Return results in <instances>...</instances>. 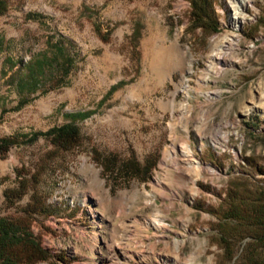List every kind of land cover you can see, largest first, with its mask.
<instances>
[{"label": "rangeland", "instance_id": "rangeland-1", "mask_svg": "<svg viewBox=\"0 0 264 264\" xmlns=\"http://www.w3.org/2000/svg\"><path fill=\"white\" fill-rule=\"evenodd\" d=\"M0 4V217L29 224L48 253L33 264H248L255 238L230 218L264 201V0L238 27L210 0L215 31L193 0ZM49 39L73 66L21 99L12 76ZM68 122L59 146L46 132ZM220 218L241 234L229 261Z\"/></svg>", "mask_w": 264, "mask_h": 264}, {"label": "trees", "instance_id": "trees-1", "mask_svg": "<svg viewBox=\"0 0 264 264\" xmlns=\"http://www.w3.org/2000/svg\"><path fill=\"white\" fill-rule=\"evenodd\" d=\"M210 0H193L194 8L192 15L196 26L215 31L217 26L212 16L209 6ZM206 4V6H205ZM1 5V4H0ZM1 12V10H0ZM32 15V14H31ZM46 49L38 52L26 62L21 63L12 81L21 99L27 98V93L36 91L42 84L45 85L47 71H58L66 75L74 63L73 56L69 53L66 44L62 40L49 39ZM4 43L0 38V51ZM23 71V72H22ZM114 89L112 87L109 92ZM93 111L66 112L65 115L72 119L88 117ZM51 134L55 144L59 146H70L78 138L77 125L73 122L65 123L61 126L52 127L46 132ZM9 142L7 139L0 140ZM264 173V170H260ZM244 211L246 217L250 218H230L238 220L245 225L244 229H249L250 234L255 238L253 242L246 245L248 264H264V201L245 202ZM236 214H234V217ZM229 218H220L218 232L221 245L225 247L228 261L232 260L235 251V242L241 236L240 231L233 230L227 226ZM47 251L40 245L35 235L31 231L29 224L15 219L0 217V264H33L40 260H45ZM240 264V263H239Z\"/></svg>", "mask_w": 264, "mask_h": 264}, {"label": "bare ground", "instance_id": "bare-ground-1", "mask_svg": "<svg viewBox=\"0 0 264 264\" xmlns=\"http://www.w3.org/2000/svg\"><path fill=\"white\" fill-rule=\"evenodd\" d=\"M248 3L249 0H230L231 9H232L231 23L234 27H238V23L241 22L242 19L239 15L242 13L243 8L246 7ZM232 41L233 39L231 37H224L221 42L222 45L215 49L211 58L213 60H216L219 57L221 58L223 56L222 55L223 51L226 49V46H229Z\"/></svg>", "mask_w": 264, "mask_h": 264}]
</instances>
